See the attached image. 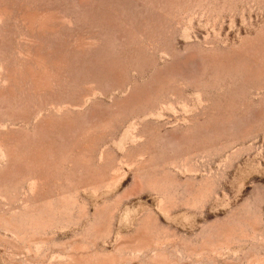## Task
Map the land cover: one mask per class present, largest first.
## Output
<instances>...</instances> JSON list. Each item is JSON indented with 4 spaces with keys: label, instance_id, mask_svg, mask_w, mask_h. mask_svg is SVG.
Listing matches in <instances>:
<instances>
[{
    "label": "rangeland",
    "instance_id": "obj_1",
    "mask_svg": "<svg viewBox=\"0 0 264 264\" xmlns=\"http://www.w3.org/2000/svg\"><path fill=\"white\" fill-rule=\"evenodd\" d=\"M0 264H264V0H0Z\"/></svg>",
    "mask_w": 264,
    "mask_h": 264
}]
</instances>
